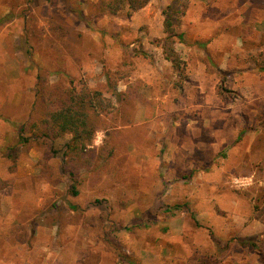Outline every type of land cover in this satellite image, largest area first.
I'll use <instances>...</instances> for the list:
<instances>
[{"label": "rangeland", "instance_id": "374dc122", "mask_svg": "<svg viewBox=\"0 0 264 264\" xmlns=\"http://www.w3.org/2000/svg\"><path fill=\"white\" fill-rule=\"evenodd\" d=\"M187 2L179 69L176 0H0V264H264V0ZM85 86L120 110L74 194L70 134L41 133L50 93Z\"/></svg>", "mask_w": 264, "mask_h": 264}, {"label": "trees", "instance_id": "16d2710c", "mask_svg": "<svg viewBox=\"0 0 264 264\" xmlns=\"http://www.w3.org/2000/svg\"><path fill=\"white\" fill-rule=\"evenodd\" d=\"M150 1L102 0V8L108 14L126 11L131 16L144 8ZM178 1H181V3H178ZM187 1L176 0L175 4H178L179 7L170 4L164 10V27L167 36L163 40L162 47L166 58L173 63L175 68L179 69L183 61L175 45L177 42H184L185 35L184 32H176V25L177 22L182 20L180 16L182 17L186 12ZM4 21H6L5 18H0V23ZM176 37H179V40H176ZM225 89L223 87L222 91ZM129 92L131 90L128 88V91L122 94L121 101L126 100L128 96L136 101L135 95ZM47 103L49 109L43 121L45 130L41 134L52 139L70 134V138L64 145L63 169L71 177L72 192L78 194L76 184L78 176L75 170L81 167H90L98 160L106 158V146L102 145L99 148L94 146L95 135L102 127V118L112 113L114 115L111 118L116 121L120 109L118 106H114L111 100L105 97L101 91L93 90L88 86L83 87L80 91H77L75 87H70L64 93H50L47 97ZM26 129L25 124L20 125L19 141L22 143L30 139L23 135Z\"/></svg>", "mask_w": 264, "mask_h": 264}]
</instances>
